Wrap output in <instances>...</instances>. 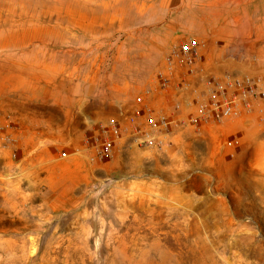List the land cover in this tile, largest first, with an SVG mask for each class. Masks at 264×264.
I'll list each match as a JSON object with an SVG mask.
<instances>
[{"label": "rangeland", "instance_id": "obj_1", "mask_svg": "<svg viewBox=\"0 0 264 264\" xmlns=\"http://www.w3.org/2000/svg\"><path fill=\"white\" fill-rule=\"evenodd\" d=\"M193 2L0 0V114L12 116L16 146L17 132L31 136L33 118L48 114V100L74 95L71 80L110 73L130 39L141 43L125 44L123 56L145 52ZM188 36L195 35L170 32L165 57ZM64 77L69 81L61 83ZM244 119L164 150L89 162L92 174L70 204L54 196L19 213L22 220L5 212L0 264H264V104ZM68 231L70 250H25L69 243L62 235Z\"/></svg>", "mask_w": 264, "mask_h": 264}, {"label": "crops", "instance_id": "obj_2", "mask_svg": "<svg viewBox=\"0 0 264 264\" xmlns=\"http://www.w3.org/2000/svg\"><path fill=\"white\" fill-rule=\"evenodd\" d=\"M262 2L194 0L192 4L184 3L177 10L176 19L163 30L164 37L146 42L148 45L145 52L135 53L129 58L123 56L127 49L125 44L133 43L134 40L140 42L139 38L130 39L122 43L118 60L110 73L101 69L95 78L89 77V74H80L77 80H71L77 86L74 97L63 94L61 99L56 96V101L48 100V114L33 118L32 135L22 138L21 132H17L22 140L16 146L19 155L17 160L12 158V148L0 146V219L6 213L12 216L13 212L20 219L19 213L34 211L36 206L48 204L54 196L70 204L67 198H72L74 188L87 182L92 174L91 164L83 152V138L93 134L99 123L111 118L115 117L125 123L127 117L140 108L136 103L140 94L151 90L155 109L172 112L173 107H167L165 96L158 94L155 80L158 69L165 66L164 51L169 40H172L169 38L170 32L190 33L200 40L206 75L202 76V73L193 79L194 84H201L206 76H220L227 72L264 77ZM178 44L174 43L170 48ZM131 49L128 48V51L132 52ZM66 77L62 78L61 83L69 81ZM171 96L184 103L180 117H188L194 111L185 102L191 97L189 91L171 92ZM0 119L4 120L3 114H0ZM16 121L22 126L19 117H16ZM211 127L203 128L200 133L193 129L175 132L173 142L186 135L206 134ZM122 142L117 155H129L138 150L135 147L129 148L128 138ZM58 146L69 153L67 159L60 158L63 150ZM53 209L56 210L55 205ZM30 234L44 235L35 231ZM62 235L70 236L69 243L48 244V247L40 243L28 244L25 250H70L73 246V231ZM0 250H4L3 244H0Z\"/></svg>", "mask_w": 264, "mask_h": 264}, {"label": "built area", "instance_id": "obj_3", "mask_svg": "<svg viewBox=\"0 0 264 264\" xmlns=\"http://www.w3.org/2000/svg\"><path fill=\"white\" fill-rule=\"evenodd\" d=\"M202 45L195 36H188L174 45L165 57V66L158 69L156 82L158 94L165 96L167 107L172 112L155 109L152 91L148 90L136 98L140 107L123 123L111 118L99 123L95 132L84 140L83 152L91 164H99L113 159L119 153L122 141L128 138L130 149L164 150L173 143L175 132L193 129L196 133L205 127L221 126L231 121H241L245 117L262 112L264 104V77L250 74L236 75L230 72L220 76L204 77L201 84H194L196 77L205 76ZM191 93L186 99L189 109L194 111L188 117H180L183 101L175 100L171 92ZM0 121V146L16 148L17 138L13 129V118L7 115ZM239 144L236 140L230 145ZM18 150L12 153L17 160ZM69 153L60 154L67 159Z\"/></svg>", "mask_w": 264, "mask_h": 264}]
</instances>
